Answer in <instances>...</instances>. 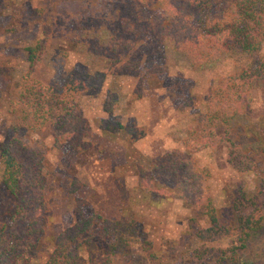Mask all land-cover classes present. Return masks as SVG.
<instances>
[{
    "label": "trees",
    "instance_id": "1",
    "mask_svg": "<svg viewBox=\"0 0 264 264\" xmlns=\"http://www.w3.org/2000/svg\"><path fill=\"white\" fill-rule=\"evenodd\" d=\"M0 38H5L0 56L26 64L18 78L0 66L1 91L13 93L8 111L18 123L0 143V264H35L47 246L51 251L40 264H123L115 258L118 245L130 248L140 238L126 235L120 220L97 212L87 198L76 195L75 220L50 234L47 194H76L84 184L78 169L106 152L92 140V125L80 99L100 91L108 72L135 77L136 99L156 83L170 89L181 111L192 107L191 86L170 76L159 52L167 44L196 71L213 68L226 56L244 54L250 60L211 82L203 108H192L194 117L182 127V136L175 137L181 147L154 158L150 167L136 166L141 194L175 195L158 184L180 191L204 216L205 224L195 222V234L205 243L233 235L245 240L264 227V114L248 125L233 126L241 116H250L253 89L264 83V0H43L38 5L33 0H0ZM51 48H56L53 67L46 62ZM71 49L92 52L108 70L84 62L66 70ZM110 103H116L115 98L106 103L109 113ZM30 130L50 136L64 162L45 173L41 150L23 141ZM126 132L134 140L145 135L142 127H126ZM222 147L237 173L254 176L256 187L251 191L249 179L238 180L227 190L225 207L216 205L207 167L195 156ZM230 249L204 247L192 258L196 264H234L238 252Z\"/></svg>",
    "mask_w": 264,
    "mask_h": 264
},
{
    "label": "rangeland",
    "instance_id": "2",
    "mask_svg": "<svg viewBox=\"0 0 264 264\" xmlns=\"http://www.w3.org/2000/svg\"><path fill=\"white\" fill-rule=\"evenodd\" d=\"M41 1L43 0H33V3L38 5ZM4 39L0 38V41ZM55 49L51 48L46 58L50 67L54 66ZM67 52L64 63L66 70H70L77 62H84L103 71L109 68L99 64V58L94 57L92 52L75 49ZM159 52L163 54L170 76L178 83L188 81L187 85L191 86L192 92L191 98L189 97L192 107L187 106L181 111L171 100L170 89L156 83L136 99L133 96L135 77L126 73L108 72L100 91L88 92L80 99V105L92 125V140L105 146L106 152L99 156L98 161L86 163L78 169V175L84 184L76 194H69L67 190L53 193L48 191L49 213L46 228L50 234H54L75 220L76 195L87 198L97 212L120 220L126 235L140 238V241L133 242L130 248L123 244L118 245L115 257L118 263L196 264L192 258L193 252L207 247L214 250L231 248L228 252L236 250L238 261L234 264H264V227L245 240L233 235L205 243L195 234L199 227L197 223L205 224L204 216L179 196L180 191L158 184L159 188L171 190L175 195L172 198L144 196L137 186L136 175L137 165L150 167L154 158L181 147L176 138L182 136V127L194 117L192 108H203V99L209 92L211 82L230 75L239 64L249 62L250 57L244 54L226 56L215 67L196 71L191 68L186 56L175 51L169 44ZM261 52L264 54V42ZM22 64L26 66L19 58L0 56V66L8 67L9 72L15 74L16 78L25 69ZM44 80H48V77L45 76ZM2 89L0 82V93L3 92L0 98V143L5 140L8 128L18 124L8 111L9 101L14 95L9 91H1ZM111 98H115L116 103L108 104L112 107L109 113L106 103L111 102ZM263 114L264 83L260 82L252 92L250 116H241L233 126L248 125V122L256 121ZM126 127H142L145 135L134 140L133 135L126 132ZM23 139L32 145L34 150H41V163L45 173L52 170L54 164L64 162V154L52 146L50 136L46 137L30 130ZM195 156L199 158L201 165L207 167L212 197L217 206L228 205L227 190L234 187L240 179L250 180L251 191L256 188L252 174H239L231 166L226 147L219 148L216 152H197ZM2 172L3 159L0 152V177ZM3 195L4 190L0 186V199ZM2 220L3 216L0 215V225ZM50 251L51 247L43 248L37 254L40 257L32 263H42ZM100 261L101 258L98 257L97 262Z\"/></svg>",
    "mask_w": 264,
    "mask_h": 264
}]
</instances>
